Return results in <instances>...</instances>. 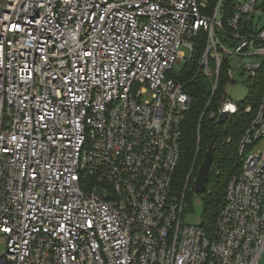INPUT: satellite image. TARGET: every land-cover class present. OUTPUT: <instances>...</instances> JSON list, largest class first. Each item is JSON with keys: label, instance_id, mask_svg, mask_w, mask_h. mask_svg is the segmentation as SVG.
Listing matches in <instances>:
<instances>
[{"label": "built area", "instance_id": "built-area-1", "mask_svg": "<svg viewBox=\"0 0 264 264\" xmlns=\"http://www.w3.org/2000/svg\"><path fill=\"white\" fill-rule=\"evenodd\" d=\"M223 2L7 0L0 264H259L264 149L254 148L264 143V94L211 234L185 222L184 195L171 193L191 97L170 73L191 59L201 31L199 65L214 89L223 60L231 79L233 64L255 78L264 61V25L249 26L260 0L235 1L234 45L220 37ZM241 109L226 92L214 116Z\"/></svg>", "mask_w": 264, "mask_h": 264}, {"label": "trees", "instance_id": "trees-1", "mask_svg": "<svg viewBox=\"0 0 264 264\" xmlns=\"http://www.w3.org/2000/svg\"><path fill=\"white\" fill-rule=\"evenodd\" d=\"M217 1L211 0V4L215 5ZM235 1L223 2V25L227 32L226 35L220 32V37L229 45L235 44L229 36L232 30L227 24V19L236 11ZM260 8H264V2L260 4ZM255 24V21H251L250 28L255 27ZM206 41L207 34L201 31L195 38L191 59L179 73H170L182 82L185 91L191 97L189 110L182 123L181 159L173 179L171 193L179 198L184 195L185 211L193 209V198L196 194L193 179L197 177L205 154L212 145L213 163L209 170L206 190L200 194L203 208L200 225L209 235L213 231L229 180L242 171L243 160L238 155V148L241 136L250 124L264 94V61L256 77L247 79L248 92L240 101L241 111L229 117L225 123H218L214 114L219 112L226 95L227 84L233 81L230 77L231 65L229 59L223 60L219 81L214 89L215 76L206 75L199 65ZM247 105L252 107L251 113L243 109Z\"/></svg>", "mask_w": 264, "mask_h": 264}, {"label": "rangeland", "instance_id": "rangeland-1", "mask_svg": "<svg viewBox=\"0 0 264 264\" xmlns=\"http://www.w3.org/2000/svg\"><path fill=\"white\" fill-rule=\"evenodd\" d=\"M264 0H260V3L262 4ZM220 19V17H219ZM255 23H258L260 25H264V8H260L256 15H255ZM219 31V30H218ZM183 50L186 52V59L188 60L190 57V51L187 48H183ZM235 62V56L232 58V63ZM232 68V82L228 83L226 86V92L235 101H241L245 98L247 92H248V74L243 71L242 68H236L235 64H233ZM180 68L175 69V72L179 73ZM264 149V143L259 142L255 148L254 151H262ZM192 174V173H191ZM196 179V176L193 179V183ZM202 202H201V196L200 194L196 193L193 198V209L186 211L184 214V220L186 223L189 224H200L201 222V216H202ZM4 249V247H2ZM259 264H264V254L259 262Z\"/></svg>", "mask_w": 264, "mask_h": 264}, {"label": "water", "instance_id": "water-1", "mask_svg": "<svg viewBox=\"0 0 264 264\" xmlns=\"http://www.w3.org/2000/svg\"><path fill=\"white\" fill-rule=\"evenodd\" d=\"M6 2L7 0H0V14L3 12V6L5 5ZM227 119H228V113L223 112L220 114L217 121L218 123H225ZM213 156H214V148L212 145H210L209 149L205 154L204 162L200 166L197 177L194 181V191L198 194H202L206 190V184L208 182V177H209V170L213 163Z\"/></svg>", "mask_w": 264, "mask_h": 264}]
</instances>
